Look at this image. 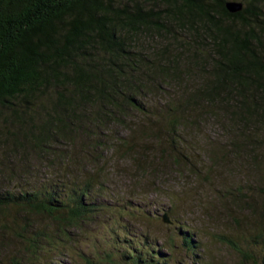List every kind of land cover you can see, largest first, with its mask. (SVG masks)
<instances>
[{"label": "trees", "instance_id": "trees-1", "mask_svg": "<svg viewBox=\"0 0 264 264\" xmlns=\"http://www.w3.org/2000/svg\"><path fill=\"white\" fill-rule=\"evenodd\" d=\"M226 2L0 0V156H61L68 168L29 190L10 189L1 176L0 213L17 210L24 218L20 227L0 222V231L9 228L21 242L10 264L84 258L69 229L81 235L89 224L96 227L94 240L112 248L106 264H171L149 237L133 234L129 222L144 216L137 197L106 193L104 178L85 172L83 163L92 151L113 149L146 172L149 161L138 160L147 143L179 169L188 158L189 124L211 116L247 125L241 140L247 153L264 144V0H240L243 8L235 14ZM144 31L168 35L174 49L161 56L167 63L158 57L160 64H146L134 47ZM188 73L201 77L198 85H171ZM156 93L165 96L163 103L151 102ZM126 124L129 135L121 137L116 129ZM59 143L67 150L57 149ZM28 215L45 222L34 228ZM182 228V247L194 258L199 243ZM223 242L238 251L232 241Z\"/></svg>", "mask_w": 264, "mask_h": 264}, {"label": "rangeland", "instance_id": "rangeland-1", "mask_svg": "<svg viewBox=\"0 0 264 264\" xmlns=\"http://www.w3.org/2000/svg\"><path fill=\"white\" fill-rule=\"evenodd\" d=\"M169 40L166 33L144 31L136 38L134 47L148 59L147 65L151 60L157 64L167 63L168 59L161 56L174 49ZM200 79L199 75L188 73L171 85H198ZM152 97L158 104L165 101L161 93L149 96L151 102ZM135 123L136 120H130L131 126ZM126 126L116 129L121 137L129 135V125ZM189 126L185 133L188 140L184 138L187 146L184 155L188 158L183 159L179 169L172 166L165 155L151 153L150 145L145 143L141 149L146 153L138 161H142L141 164L149 161L146 166L151 167L146 172L139 170V164L132 162L130 155L118 154L113 149L92 151L95 157L83 163L85 172L104 178L106 193L137 197L135 202L143 208L144 216L129 222L133 234L149 237L155 249H161V257L172 259L171 264H244L245 260L248 264H264V144L257 143L259 147L255 148L254 155L247 153L241 142L247 125L241 121L231 125L211 116L191 122ZM135 143H140L137 138ZM56 146L62 152L68 147L61 143ZM202 151H206L205 156ZM207 152H211L210 158ZM60 157L59 160L53 156L37 159L30 153L0 156V167L5 165V169L0 168V178H6L1 182L13 190L18 186L29 190L42 180L61 177L68 168H64L67 163L61 162ZM16 211L1 212L0 222L6 219L9 227L14 223L23 225L21 219L24 218L16 217ZM165 215L168 224L162 221ZM27 221L38 228L45 219L28 215ZM184 226L189 228L187 232L192 234L195 245L199 243L194 258L182 247ZM69 232L80 242L78 249L85 257L61 256L63 264H86V259L95 264L107 263L106 255L112 248L103 240H94L96 227L93 224L87 225L81 235L76 229ZM223 239L237 245L238 251L227 246ZM20 248L21 242L10 234L9 228L0 231V264H10L11 257L18 255Z\"/></svg>", "mask_w": 264, "mask_h": 264}, {"label": "water", "instance_id": "water-1", "mask_svg": "<svg viewBox=\"0 0 264 264\" xmlns=\"http://www.w3.org/2000/svg\"><path fill=\"white\" fill-rule=\"evenodd\" d=\"M225 8H226V10L229 13L235 14V13H238V12H240L242 10L243 5L240 2L229 1V2H226L225 3ZM162 221L165 224L170 223L169 220H168V218H167V215H165V216L162 217Z\"/></svg>", "mask_w": 264, "mask_h": 264}]
</instances>
